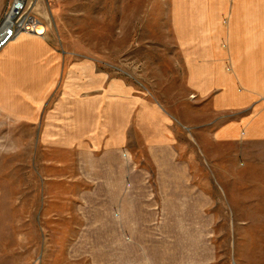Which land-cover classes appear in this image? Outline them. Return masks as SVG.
I'll return each instance as SVG.
<instances>
[{
  "label": "crops",
  "instance_id": "1",
  "mask_svg": "<svg viewBox=\"0 0 264 264\" xmlns=\"http://www.w3.org/2000/svg\"><path fill=\"white\" fill-rule=\"evenodd\" d=\"M168 4L186 43L189 94L205 110L189 123L203 172L147 97L125 82L105 84L87 72L93 63H69L47 34L0 49L8 66L0 103L17 99L6 87L28 89L33 105L22 118L43 151L35 162L43 202L30 214L44 264H227L224 231L236 264H264V0ZM16 58L21 81L11 72ZM46 102L54 104L39 113Z\"/></svg>",
  "mask_w": 264,
  "mask_h": 264
},
{
  "label": "rangeland",
  "instance_id": "2",
  "mask_svg": "<svg viewBox=\"0 0 264 264\" xmlns=\"http://www.w3.org/2000/svg\"><path fill=\"white\" fill-rule=\"evenodd\" d=\"M12 1L0 0V24L10 16ZM30 1V12L47 28L48 44L66 52L69 63H93L95 70L87 72L100 74L105 84L114 79L125 82L134 95L147 97L163 113L165 122L178 130L177 142L181 150L184 148L183 155L193 156L203 172L204 154L189 123L202 120L205 110L203 104L194 106L186 85V43L175 35L170 0ZM44 31L39 26V34ZM22 65L16 58L11 70L20 81ZM7 68V63L0 60V89L4 88L1 81ZM13 87L6 88L15 91L17 99L0 103V264H44V245L34 214H30L43 202L38 196L43 188L42 166L38 165L43 151L33 149L35 133L22 118L33 105L26 101L28 89ZM53 104H38L37 110L49 111ZM9 114L20 118L13 119ZM30 216L33 222L29 226ZM223 233V259L236 264L233 233Z\"/></svg>",
  "mask_w": 264,
  "mask_h": 264
},
{
  "label": "built area",
  "instance_id": "3",
  "mask_svg": "<svg viewBox=\"0 0 264 264\" xmlns=\"http://www.w3.org/2000/svg\"><path fill=\"white\" fill-rule=\"evenodd\" d=\"M30 0H13L10 11H15V17L12 24V33L9 41L16 39L21 34L40 36L38 27L42 25L40 19L30 12Z\"/></svg>",
  "mask_w": 264,
  "mask_h": 264
},
{
  "label": "water",
  "instance_id": "4",
  "mask_svg": "<svg viewBox=\"0 0 264 264\" xmlns=\"http://www.w3.org/2000/svg\"><path fill=\"white\" fill-rule=\"evenodd\" d=\"M6 22L5 20L0 24V49L9 41L11 33H12V26L5 30Z\"/></svg>",
  "mask_w": 264,
  "mask_h": 264
},
{
  "label": "bare ground",
  "instance_id": "5",
  "mask_svg": "<svg viewBox=\"0 0 264 264\" xmlns=\"http://www.w3.org/2000/svg\"><path fill=\"white\" fill-rule=\"evenodd\" d=\"M10 16H7L6 17V26H5V30L6 29H8V28H10L11 26H12V24H13V20H14V17H15V11L14 10H12V11H10V14H9ZM41 27H43L44 29H45V31H44V33H43V35H40V36H44L45 35V33H46V31H47V28H46V26L45 25H40ZM39 28V27H38ZM22 35V34H21Z\"/></svg>",
  "mask_w": 264,
  "mask_h": 264
}]
</instances>
